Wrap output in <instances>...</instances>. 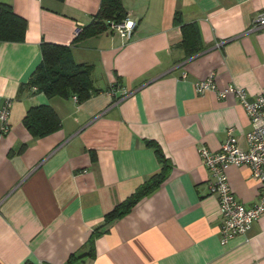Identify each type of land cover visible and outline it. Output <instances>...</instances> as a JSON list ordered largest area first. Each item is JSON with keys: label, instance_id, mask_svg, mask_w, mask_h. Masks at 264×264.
Wrapping results in <instances>:
<instances>
[{"label": "crops", "instance_id": "crops-1", "mask_svg": "<svg viewBox=\"0 0 264 264\" xmlns=\"http://www.w3.org/2000/svg\"><path fill=\"white\" fill-rule=\"evenodd\" d=\"M121 1L135 22L129 40L107 30L75 42L100 0H0L27 22L24 42L0 43V106L12 101L9 131L0 136V264H67L72 256L81 257L76 264H264V214L220 244L218 199L198 153L219 151L228 129L245 149L248 116L233 94L194 91L210 75L218 91L233 86L252 99L264 89V26H254L264 0ZM176 13L197 27L194 56L180 47ZM42 41L67 46L75 63L90 65L99 92L77 103L22 86L41 61ZM38 105L51 107L61 124L43 138L22 124ZM146 141L170 161L168 176L106 224L161 170ZM226 173L236 198L253 206L259 187L250 169Z\"/></svg>", "mask_w": 264, "mask_h": 264}, {"label": "trees", "instance_id": "trees-1", "mask_svg": "<svg viewBox=\"0 0 264 264\" xmlns=\"http://www.w3.org/2000/svg\"><path fill=\"white\" fill-rule=\"evenodd\" d=\"M64 1V0H57ZM127 18L121 0H100V6L92 22L75 37V42L99 35L108 30L110 22L120 23ZM175 22L180 24L179 13H176ZM27 22L18 16L12 7L0 3V43H22L25 40ZM180 47L186 56L191 57L201 51L199 33L195 24H180ZM41 61L35 68L27 84V88H35L36 92L46 97H75L77 103L88 100L99 91L94 89L91 80L92 67L74 62L70 49L67 46L40 43ZM21 88L18 90V95ZM22 124L33 138H43L60 129V119L55 111L46 105L30 107L25 113ZM3 134L0 132V136ZM146 145L154 150L156 160L160 165V172L147 179L125 201L108 213L104 222L110 223L124 214L135 205L138 200L156 190L168 176L171 169L170 161L165 157L160 146L154 141H146ZM92 160L94 155L91 156ZM99 232L92 234L88 247L93 249V242ZM81 257L72 256L67 264H76Z\"/></svg>", "mask_w": 264, "mask_h": 264}, {"label": "built area", "instance_id": "built-area-1", "mask_svg": "<svg viewBox=\"0 0 264 264\" xmlns=\"http://www.w3.org/2000/svg\"><path fill=\"white\" fill-rule=\"evenodd\" d=\"M254 26H264V14L257 18ZM134 27L135 22L125 18L120 23L110 22L108 31L116 32L123 39L129 40ZM81 31L82 27L78 26L74 35H79ZM194 91L198 95L217 91L219 98H224L226 94H233L242 104L250 123V129L245 135V149L238 145L232 129H228L226 139L219 151L212 152L206 147L198 150L203 165L209 173L208 190L218 199V213L221 219L220 244L225 245L236 235L246 234L254 222L264 214V89L252 99H249L243 89L233 86L218 91L213 75H210L204 80L197 81L194 84ZM111 92L114 91L111 90ZM73 99L76 101L75 97ZM11 105L10 99H4L0 106V132L3 135L9 131L8 119ZM231 166H245L250 169L251 176L259 187L258 198L253 206L246 207L232 192L226 173Z\"/></svg>", "mask_w": 264, "mask_h": 264}]
</instances>
